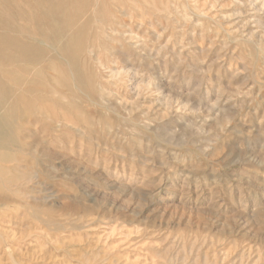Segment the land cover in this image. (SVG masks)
Masks as SVG:
<instances>
[{
	"label": "rangeland",
	"instance_id": "1",
	"mask_svg": "<svg viewBox=\"0 0 264 264\" xmlns=\"http://www.w3.org/2000/svg\"><path fill=\"white\" fill-rule=\"evenodd\" d=\"M28 1L0 0V264H264V0Z\"/></svg>",
	"mask_w": 264,
	"mask_h": 264
},
{
	"label": "bare ground",
	"instance_id": "2",
	"mask_svg": "<svg viewBox=\"0 0 264 264\" xmlns=\"http://www.w3.org/2000/svg\"><path fill=\"white\" fill-rule=\"evenodd\" d=\"M29 1H30V0H29ZM29 1H28V2H29ZM63 1H64V0H62V2H63ZM101 1H102V0H101ZM101 1H100V2H101ZM26 2H27V0H26ZM47 2H48V1H47ZM57 2H60V0L57 1ZM66 2H67V1H66ZM98 2H99V0H98ZM30 3H31V1H30ZM41 3H42V2H41ZM64 3H65V2H64ZM52 4H53L52 6H54V3H52ZM66 4H67V3H66ZM37 5H38V4H37ZM39 5H40V4H39ZM50 5H51V3H50ZM58 5H60V3H58ZM15 6H16V5H15ZM60 7H61V6H60ZM0 8H2V7H0ZM33 8H34V6H33ZM36 8H37V7H36ZM56 8H57V7H56ZM58 8H59V7H58ZM61 8H62V7H61ZM52 9H54V7H53ZM64 9H65V8H64ZM2 10H3V9H1V11H2ZM41 10H42V9H41ZM36 11H37V10L35 9V12H36ZM46 11H47V10H46ZM4 12H5V11H4ZM4 12H3V14H2L3 16H4V14H5ZM52 12H53V14H54V13H57L56 10H55V11L52 10ZM38 13H39V11H38ZM38 13H37V16L39 15ZM20 14L22 15V13H20ZM20 14H19V15H20ZM77 14H78V13H77ZM0 15H1V14H0ZM21 15H20V16H21ZM23 15H26V14L24 13ZM23 15H22V17H25V16H23ZM30 15H32V14H30ZM56 15H57V14H56ZM65 15H66V14H65ZM71 15H73V14H71ZM40 16H41V15H40ZM6 17H7V16H6ZM57 17H58V16H57ZM57 17H56V18H57ZM70 17H71V16H70ZM74 17H75V16H74ZM77 17H78V16H77ZM43 18H44V17H43ZM53 18H54V17H53ZM65 18H67V17H65ZM5 19H6V18H5ZM20 19H21V18H20ZM36 19H37V18H36ZM38 19H39L38 21H40L41 18H38ZM67 19H68V18H67ZM33 20H34V19H33ZM60 20H63V21H64V19H62V16H61ZM72 20H73V19H72ZM29 21H30V20H29ZM41 21H42V20H41ZM41 21H40V23L43 22V21H42V22H41ZM48 21H49V20H48ZM0 22H2V21H0ZM5 22H6V21H5ZM5 22H2V23H5ZM8 22H9V21H8ZM8 22L5 23V24H8ZM57 22H58V21H57ZM23 23H24V22H23ZM26 23H27V22H26ZM33 23H34V22H33ZM63 23H64V22H63ZM10 24H11V21H10ZM13 24H15V23H13ZM13 24H12V25H13ZM16 24H17V23H16ZM65 24H66V23H64V25H65ZM12 25H9V24H8V26H7V25H6V26H7V27L10 26L11 29H12ZM24 25H25V24H24ZM51 25H52V24H51ZM0 26H1V25H0ZM21 26H22V25H21ZM61 26H63V24H61ZM14 27H17V25L14 26ZM26 27H27V26H26ZM35 27H36V26H35ZM41 27H42V26H41ZM54 27H56V26L54 25ZM24 28H25V27H23V29H22V30H23V35L20 34V35H22V36H24V37H21V36H20L21 38H25L26 35H24V32L27 33L26 31H28V30H26V29H24ZM27 28H28V27H27ZM47 28H49V27H47ZM56 28H59V27L57 26ZM3 29H4V28H3ZM9 29H10V28H9ZM20 29H21V27H20ZM45 29H46V28H45ZM45 29H44V30H45ZM61 29H63V28H61ZM4 30H5V29H4ZM6 30H7V29H6ZM13 30H14V29H13ZM13 30H12V32H13ZM24 30H25V31H24ZM48 30H50V29H48ZM68 30H69V29H68ZM9 31L11 32V30H9ZM20 31H21V30H19L18 32H20ZM35 31H38V29H37V30H33V34L36 33ZM45 31H46V30H45ZM65 31H67V30H64V32H65ZM15 32H16V31H15ZM18 32H16V34H17ZM34 32H35V33H34ZM43 32H44V31H43ZM43 32H42V34H45V33H43ZM64 32H63V34H62L63 37H64V34H66V32H65V33H64ZM21 33H22V31H21ZM29 33H30V32L28 31V34H29ZM70 33H71V32H70ZM16 34H15V35H16ZM38 34H40V32H39ZM46 34H47V33H46ZM51 34H52V33H51ZM5 35H6V34H5ZM18 35H19V34H18ZM57 35H58V34H57ZM78 35H79V34H78ZM8 36H9V35H8ZM8 36H7V37H8ZM28 36H29V35H28ZM3 37H4V36H3ZM18 37H19V36H18ZM29 37H30V36H29ZM65 37H66V35H65ZM0 38H1V37H0ZM5 38H6V36H5ZM39 38H40V37H39ZM56 38H59V37L57 36ZM67 38H68V37H67ZM69 38H70V37H69ZM69 38H68V39H69ZM7 39H9V38H7ZM29 39H30V38H29ZM2 40H4V39L2 38ZM22 40L24 41V39H21V41H22ZM26 40H27V39H26ZM31 40H32V38H31ZM31 40H29V41L31 42ZM59 40H60V39H59ZM10 41H11V40H10ZM34 41H36V40H34ZM60 41H61V40H60ZM65 41H67V39H66ZM25 42H26V41H25ZM30 42H29V43H30ZM6 43H8V41H7ZM26 43H28V41H27ZM31 43H33V42H31ZM34 43H35V42H34ZM34 43H33V44H34ZM47 43H48V42H47ZM62 43H63V42H62ZM66 43H67V42H66ZM43 44H44V43H43ZM45 44H46V43H45ZM13 45H14V44H13ZM13 45H12V46H13ZM15 45H16V44H15ZM18 45H19V44H18ZM29 45H30V44H29ZM31 45H32V44H31ZM56 45H57V44H56ZM64 45H65V44H64ZM90 45H91V44H90ZM22 46H23V45L21 44V48H22L21 51H22L23 48L25 47V46H24V47H22ZM37 46H38V45H37ZM73 46H75V45H73ZM14 47H15V46H14ZM17 47H18V46H17ZM19 47H20V45H19ZM29 47H30V46H29ZM1 48H2V47H1ZM3 48H5V47H3ZM32 48H33V47L31 46V47H30V50H31ZM53 48H54V47H53ZM6 49H7V48H6ZM15 49H16V48H15ZM18 49H19V48H18ZM34 49H35V48H34ZM34 49H33V50H34ZM55 49H56V47H55ZM55 49H53V50H55ZM7 50H8V49H7ZM12 50H14V49L12 48ZM12 50H11V51H12ZM25 50H26V49H25ZM64 50H65V49H64ZM87 50H88V49H87ZM11 51H10V52H11ZM21 51H20V52H21ZM39 51H40V47H39ZM48 51H50V50H48ZM8 52H9V51H8ZM18 52H19V50H18ZM23 52L26 53L25 51H23ZM23 52H22V53H23ZM36 52H37V51H36ZM58 52H60V51H58ZM5 53H6V52H5ZM24 53H23V54H24ZM31 53L34 55V53H33L32 51L30 52V54H31ZM41 53H42V52H41ZM41 53H40V54H37V55H34V56H32V57H29L30 55H29V56L26 55V56L28 57V59L25 58V60L27 59V61H24V62H25V63H26V62H29V63H36V62L38 63V62H41V59H42L43 56H44L43 54L41 55ZM90 53H91V52H90ZM3 54H4V52H3ZM7 54H8V53H7ZM12 54H13L12 56H13V58H14V55H15V54H14V51H13ZM27 54H28V53H27ZM35 54H36V53H35ZM47 54H49V53H47ZM68 54H69V53H68ZM16 55H17V54H16ZM18 55H19V54H18ZM18 55H17V56H18ZM21 55H22V54H21ZM21 55L19 56L20 59H23V60H24V58H22ZM24 55H25V54H24ZM24 55H23V57H25ZM45 55H46V54H45ZM66 55H67V54H66ZM5 56H6V55H5ZM12 56L8 55L7 57L9 58V57H12ZM58 56H59V55H58ZM63 56H64V55H63ZM68 56H69V55H68ZM52 57H53V56H52ZM80 57H81V56H80ZM83 57H85V56H83ZM13 58H12V61H13ZM55 58H56V57H55ZM57 58H58V57H57ZM60 58H62V57H60ZM60 58H59V59H60ZM0 59L3 61V60L5 59V57H4V58H1V57H0ZM20 59H19V61H18V60H17V61H18V62H21ZM45 59H47V58H45ZM70 59H71V58H70ZM8 60H9V59H7L6 61H8ZM23 60H22V62H23ZM42 60H43V59H42ZM50 60H51V59H50ZM53 60H54V58H53ZM55 60H57V59H55ZM61 60H62V59H61ZM6 61H5V62H6ZM10 61H11V60H10ZM14 61H15V60H14ZM43 61H44V60H43ZM43 61H42V62H43ZM78 61H79V60H78ZM58 62H59V61H58ZM68 62H69V61H68ZM72 62H73V61H72ZM74 62H75V61H74ZM9 63H10V62H9ZM11 63H12V62H11ZM11 63H10V65H11ZM76 63H78V62H76ZM0 64H1V63H0ZM7 64H8V63H7ZM7 64H6V65H7ZM18 64H19V63H18ZM22 64H23V63H22ZM22 64H20V65H22ZM10 65H9V66H10ZM1 66H2V64H1ZM23 66H24V65H23ZM5 67H6V66H5ZM11 67H12V66H11ZM15 67H16V66H15ZM31 67H32V66H31ZM34 67H35V66H34ZM36 67H37V66H36ZM38 67H39V66H38ZM47 67H48V68H53V65H52V67H51V65L48 64ZM74 67H75V66H74ZM0 68H1V67H0ZM3 68H4V67H3ZM7 68H9V67H7ZM12 68H13V67H12ZM12 68H9V69H12ZM17 69H19V68H17ZM59 69H60V68H59ZM68 69H69V68H68ZM3 70H4V69H3ZM37 70H38V69H37ZM4 71H5V70H4ZM27 71H29V69H28ZM32 71H33V70H32ZM32 71H31V73H32ZM55 71H56V69H55ZM0 72H2V71H0ZM6 72H7V71H6ZM19 72H20V71H19ZM70 72H71V71H70ZM2 73H3V72H2ZM4 73H5V72H4ZM14 73H15V72H14ZM21 73H22V72H21ZM21 73H20V74H21ZM31 73H29V75H32ZM60 73H61V72H60ZM120 73H121V72H120ZM22 75H25V74H22ZM49 75H50V74H49ZM107 75H108V74H107ZM0 76H1V75H0ZM39 76H40V75H39ZM52 76H53V75H51V77H52ZM61 77H63V76H61ZM17 78H18V77H17ZM29 78H33V77H29ZM56 78H57V77H56ZM39 79H40V78H39ZM15 80H16V79H15ZM40 80H41V79H40ZM56 80H57V79H56ZM11 81H12V80H11ZM24 81H25V78H24ZM30 81H31V80H30ZM47 81H48V80H47ZM59 81H60V80H59ZM59 81H57V82H59ZM73 81H74V79H73ZM8 82H9V81H8ZM25 82H26V81H25ZM55 82H56V81H55ZM60 82H61V81H60ZM60 82H59V86H60ZM17 84H18V83H17ZM28 84H29V83H28ZM31 84H32V83H31ZM33 84H34V83H33ZM33 84H32V85H33ZM47 84H48V83H47ZM54 84H55V83H54ZM56 84H57V83H56ZM61 84H62V82H61ZM0 85H1V84H0ZM3 85H5V84H3ZM14 85H15V84H14ZM34 85H35V84H34ZM48 85H49V84H48ZM64 85H66V84H64ZM5 86H6V85H5ZM21 86H22V84H21ZM50 86H51V85H50ZM14 88H15V87H14ZM20 89H21V88H20ZM23 89H25V88L23 87ZM11 90H12V89H11ZM15 90H16V89H15ZM0 92H1V91H0ZM22 92H23V90H22ZM20 94H21V93H20ZM0 95H1V94H0ZM2 95H3V94H2ZM14 95H15V94H14ZM16 96H17V95H16ZM34 96H35V95H34ZM64 96H65V95H64ZM50 99H51V98H50ZM54 100H55V98H54ZM17 101H18V100H17ZM22 101H23V100H22ZM55 101H56V100H55ZM157 104H158V103H157ZM157 104H156V105H157ZM159 104H160V103H159ZM71 105H72V104H71ZM156 105H155V106H156ZM8 106H9V105H8ZM8 106H7V107H8ZM156 107H157V106H156ZM20 108H21V107H20ZM16 109H17V108H16ZM18 109H19V108H18ZM13 110H14V109H13ZM39 110H40V109H39ZM21 111H22V110H21ZM44 111H45V110H44ZM62 111H63V110H62ZM67 111H68V110H67ZM63 112H64V111H63ZM1 113H3V112H1ZM12 113H13V112H12ZM57 113H58V112H57ZM61 114H62V113H61ZM24 115H25V114H24ZM1 118H2V117H1ZM9 118H11V117H9ZM16 118H17V117H16ZM61 118H62V117H61ZM5 119H6V118H5ZM3 120H4V118H3ZM17 120H18V119H17ZM47 120H48V119H47ZM1 121H2V120H1ZM1 121H0V122H1ZM12 121H13V120H12ZM12 124H13V123H12ZM29 124H30V123H29ZM36 124H37V123H36ZM5 125H6V123H5ZM14 125H15V124H14ZM27 125H28V124H27ZM0 127H1V126H0ZM36 127H37V126H36ZM0 129H1V128H0ZM3 129H4V128H3ZM10 132H11V131H10ZM11 133H12V132H11ZM0 135H1V134H0ZM0 142H1V141H0ZM2 143H3V142H2ZM7 155H8V154H7ZM0 158H1V157H0ZM2 158H4V157H2ZM4 159H5V158H4ZM7 160H8V158H7ZM5 161H6V160H5ZM1 162H2V161H1ZM6 162H10V161H6ZM0 167H1V166H0ZM5 169H7V168H5ZM1 170H2V172H4L3 168H2ZM2 172H1V174H2ZM11 173H12V172H11ZM3 175H4V173H3ZM13 175L15 176V174H13ZM4 176H6V175H4ZM1 178H2V177H1ZM2 179H3V178H2ZM5 179H6V178H4V180H5ZM5 181H6V180H5ZM7 182H9V181H7ZM16 182H17V181H16ZM3 188H4V187H3ZM8 189H9V188H8ZM6 196H7V195H6ZM34 216H35V215H34ZM7 223H8V222H7ZM0 232H1V231H0ZM1 233H2V232H1ZM6 235H7V234H6ZM11 235H12V234H11ZM0 237H1V234H0ZM5 237H6V236H5ZM7 238H8V237H7ZM0 240H1V239H0ZM3 240H4V239H3ZM4 241H6V240H4ZM3 243H4V242H3ZM57 245H58V244H57ZM34 248H35V247H34ZM19 251H20V250H19ZM20 254H21V253H20ZM11 260H12V259H11ZM12 261H13V260H12ZM15 262H17V261H15ZM125 263H126V262H125ZM15 264H16V263H15ZM17 264H18V263H17Z\"/></svg>",
	"mask_w": 264,
	"mask_h": 264
}]
</instances>
